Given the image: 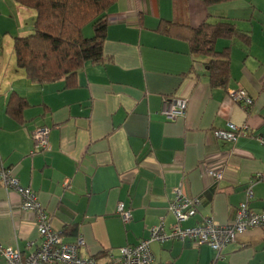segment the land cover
<instances>
[{
	"label": "crops",
	"instance_id": "1",
	"mask_svg": "<svg viewBox=\"0 0 264 264\" xmlns=\"http://www.w3.org/2000/svg\"><path fill=\"white\" fill-rule=\"evenodd\" d=\"M175 0H116L107 12L104 59L87 62L75 84L34 83L15 64L13 38L31 32L33 10L0 0V166L11 168L30 188L66 243L78 237L83 258L108 261L126 245L147 237L153 226L174 223L168 205L174 188L198 199L193 226L205 218L231 223L240 202L264 210V0H231L209 7L188 0V23L197 27L219 17L250 33L249 44L218 39L230 47L225 88H211L205 58L188 42L156 31L160 20L176 19ZM244 1V2H240ZM9 46L12 55L3 52ZM252 98L245 109L230 92ZM12 93L27 101L15 118L7 112ZM183 99L185 114L167 120L165 100ZM228 123L247 126L235 141L224 138ZM48 128L49 149L33 151L32 132ZM222 169L213 180L207 172ZM19 194L0 182V243L24 257L41 243L34 215L20 208ZM122 203L130 213L123 221ZM72 230V231H71ZM156 264H264V227L249 228L219 252L191 240L153 241ZM218 254V255H217ZM0 264H6L0 255Z\"/></svg>",
	"mask_w": 264,
	"mask_h": 264
},
{
	"label": "trees",
	"instance_id": "2",
	"mask_svg": "<svg viewBox=\"0 0 264 264\" xmlns=\"http://www.w3.org/2000/svg\"><path fill=\"white\" fill-rule=\"evenodd\" d=\"M14 1L34 12L31 32L13 38L15 64L30 81L44 84L64 80L66 86L71 87L75 84L77 72L87 62L99 64L103 61L107 12L116 0ZM227 1L231 0H203V3L209 7ZM187 2L175 0L174 8L180 12L178 17L160 20L156 31L186 40L190 54L205 58L211 88H225L230 77V47L217 49L216 41L235 38L249 44L250 33L225 17L211 22L204 20L193 27L187 18L181 17L183 13L188 15ZM89 23L92 35L85 37L83 29ZM27 105L24 97L12 93L7 112L18 119Z\"/></svg>",
	"mask_w": 264,
	"mask_h": 264
},
{
	"label": "built area",
	"instance_id": "3",
	"mask_svg": "<svg viewBox=\"0 0 264 264\" xmlns=\"http://www.w3.org/2000/svg\"><path fill=\"white\" fill-rule=\"evenodd\" d=\"M230 96L245 109H248L252 104V98L242 88L232 90ZM185 110L186 102L183 99L165 100L161 109L167 120L183 116ZM247 130V126L228 123L224 138L229 142H233L241 131ZM31 138L33 140V151L50 148L47 127H37L32 132ZM257 139L264 145V136H257ZM207 174L213 180L223 178L222 169L209 170ZM261 180H264V173L256 174L249 179V183L252 184ZM0 182L19 194L21 198L20 208L34 215L37 234L41 238L40 245L24 257L18 248L3 246L0 243V255L4 258L6 264H104L94 257L83 258L80 256L79 249L84 243L81 237H78L72 243L63 241L61 234L51 226V218L39 203L36 194L30 188L19 184L11 168H0ZM251 196L252 191L248 187L246 189V200L239 203L231 223L218 225L212 218H205L196 225L183 226V222L195 214V206L199 201L196 198L185 196L181 188H174L168 210L173 213L175 221L169 229L164 230L161 225L151 227L147 237L135 245H126L119 248L117 256L109 252L108 261L105 264H156L150 250V243L153 241L162 243L174 239L180 241L191 240L199 245L206 244L211 249L219 252L226 244L235 241L238 233L253 227H264V210L255 212L248 206L247 202ZM116 211L123 221H128L131 217L122 203L117 204Z\"/></svg>",
	"mask_w": 264,
	"mask_h": 264
},
{
	"label": "rangeland",
	"instance_id": "4",
	"mask_svg": "<svg viewBox=\"0 0 264 264\" xmlns=\"http://www.w3.org/2000/svg\"><path fill=\"white\" fill-rule=\"evenodd\" d=\"M240 2H244V1H240ZM83 35L85 37H90L92 35V28H91V24H87L84 29H83ZM3 52L4 54L6 55H12L11 51L9 52V46L5 45L4 48H3ZM14 58V55L12 56Z\"/></svg>",
	"mask_w": 264,
	"mask_h": 264
}]
</instances>
